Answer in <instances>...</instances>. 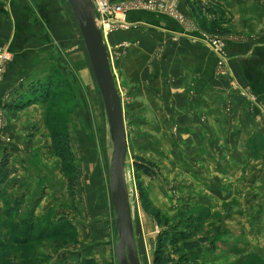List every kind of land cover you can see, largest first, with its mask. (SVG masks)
<instances>
[{
  "label": "rangeland",
  "instance_id": "1",
  "mask_svg": "<svg viewBox=\"0 0 264 264\" xmlns=\"http://www.w3.org/2000/svg\"><path fill=\"white\" fill-rule=\"evenodd\" d=\"M31 1H26L29 9L13 10L26 22L22 25L26 29L22 37L17 38L20 30L11 36L14 24L1 37L4 41L0 40V82L14 53L24 50L28 60L22 62L23 68L33 70L36 63L48 65L54 59L50 71L63 75L65 84L57 87V96L45 106L33 104L14 110L13 104L18 102H11L10 96L9 100L7 97L0 100V160L8 153L11 169L7 181L0 183V191L7 193L0 194V239L9 240L11 222L20 218V214L26 216L36 198L31 199L25 212L23 205L19 211V206L12 209L11 204L27 196L30 188H37L36 195L48 194L42 202V213L38 214L42 217L41 226L55 223L68 226L63 233L53 229L51 234L28 245L9 241L11 262L13 259L25 264L58 261L81 264L83 259L93 258L96 264H118L113 218L102 215L108 214L110 202L107 184L110 160L106 153L112 150L103 101L93 75L84 68L81 38L78 36V42L75 41L61 4L52 0L49 15L47 8ZM191 1L205 5V18L191 9L192 13L185 18L196 30L204 31L212 50L215 40L222 43L218 66L227 75L228 42L243 41L250 34L235 27L222 8L213 11L208 7L210 2ZM133 24L134 27L123 30L132 35L126 41L129 57L137 52V29L143 26ZM119 31L122 30L113 33ZM110 35L105 36L107 41ZM111 53L116 70L120 53L116 49ZM164 53L163 47H158L156 58L163 59ZM131 66L137 69V62ZM259 82L258 89H249L248 102L243 106L249 111L245 109L242 114H247V119L240 120L243 135L201 137L203 143L210 141L215 148H220V140L224 141V147L228 146L231 153L204 152V157L197 148L191 149L188 141L195 138L183 136L180 127H176L177 120H166L164 96L156 98L162 101V108L155 112L156 101L150 104L148 93L146 102L141 104L137 103V93L132 94L133 89L119 88L125 109L129 163L135 157H144L156 165L153 176L132 172L130 183L135 190L133 207L142 264H154L158 250L175 261L187 257L203 264H264V79ZM232 86L236 87L235 80ZM65 130L70 134L78 167L77 195L73 202L61 158L54 150V132ZM213 161H222V166L213 165ZM45 182L52 185L47 192L42 188ZM137 182L142 184L146 201L140 198ZM12 192L18 196L7 201ZM103 216L109 223L99 225L97 221ZM164 230L170 231L172 237L161 244ZM185 236L208 237L209 242L194 251L175 253V247L181 246ZM94 250L99 253L91 257Z\"/></svg>",
  "mask_w": 264,
  "mask_h": 264
},
{
  "label": "crops",
  "instance_id": "2",
  "mask_svg": "<svg viewBox=\"0 0 264 264\" xmlns=\"http://www.w3.org/2000/svg\"><path fill=\"white\" fill-rule=\"evenodd\" d=\"M26 1L31 0H0V25L3 24L0 30V40L4 41L1 37L8 33L12 24L14 27L11 36L20 30L17 38L22 37V33L26 30L22 25L26 22H23V17L19 16L20 14L13 13V10L17 8L20 11L22 7L29 9ZM54 1L61 4L63 12L68 16L71 34L78 42V32L66 6L61 0ZM174 1L184 16V24L176 17L162 13L140 10L133 11L128 15V17L130 16L129 22H137L138 26L143 25L137 29V52H133L131 57H129V50L126 48V41H129L132 36L130 32L112 33L110 39L109 37L108 41L106 39L117 85L120 90L123 88L133 89L132 94L137 93V103L144 104L147 100L145 95L147 96L148 93L150 95L149 103L154 104L156 101L157 105L153 107L155 112L162 108V101L156 98L164 96L167 104L165 107L166 120H177L176 127H180L181 134L195 138L192 139L193 141H188L191 149L197 148V152L202 153L203 157L204 152L231 153L228 146L224 147V141L220 140V145H223H219L220 148H215L210 141L206 140L203 143L201 137L203 135L211 137L244 133L240 120L247 119V114H242L245 109L247 110V106L243 107L248 102L246 97L249 89H258L259 80L264 79V0H201L204 3L210 2L212 6L208 5V7L213 11L215 8H222L229 15L235 27L250 34V37L243 41L228 42L229 53L225 70L227 75L221 73V68L218 66L220 55L212 50L213 48L205 38L204 31L196 30L186 20L185 16L192 13L186 0ZM34 2L36 6L39 3L40 6L47 8L48 14H51L49 6L53 5L52 0H34ZM160 46L165 50L163 59L156 58V52ZM80 49L84 57V68L90 74L91 68L85 49L84 47H80ZM112 49H116L120 53V58L116 61V70L112 61ZM24 52V50H19L14 53L7 73L0 82V100L6 97L9 100V96L10 99H13L16 91L30 82L44 78L54 65V59L53 61L51 59L52 62L48 65L36 63L33 70L23 68L22 62L28 60ZM52 54L57 55L55 52ZM136 62L137 69L131 66ZM232 80H235L236 87L232 86ZM247 112L249 111L247 110ZM213 165L222 166V161H213ZM107 184L109 190L108 177ZM46 186L49 188L46 189ZM50 187H52L51 183L45 182L42 188L47 192ZM36 190L37 188L28 190L23 211H26V206H29L33 198L41 199L36 206L38 215L42 213L41 210L44 206L42 202L48 194L36 195ZM34 205L35 202L29 208H33ZM102 215L112 216L114 222L111 199L108 204V214L103 213ZM97 222L100 225L109 223V220L103 216ZM113 229V242L115 243V222ZM99 243L103 244L104 241H99ZM98 253L97 250H94L90 256L93 257Z\"/></svg>",
  "mask_w": 264,
  "mask_h": 264
},
{
  "label": "water",
  "instance_id": "3",
  "mask_svg": "<svg viewBox=\"0 0 264 264\" xmlns=\"http://www.w3.org/2000/svg\"><path fill=\"white\" fill-rule=\"evenodd\" d=\"M76 26L93 78L105 108L112 141L107 165L111 207L115 222L118 264H142L134 217V188L130 187L134 162L129 163V142L123 99L113 71L103 20L93 0H61ZM135 179V178H134Z\"/></svg>",
  "mask_w": 264,
  "mask_h": 264
},
{
  "label": "trees",
  "instance_id": "4",
  "mask_svg": "<svg viewBox=\"0 0 264 264\" xmlns=\"http://www.w3.org/2000/svg\"><path fill=\"white\" fill-rule=\"evenodd\" d=\"M186 3L192 11H197L199 16L204 14V18H205V12H204L205 5L204 6H199L198 4L195 5V3L192 2L191 0H186ZM203 26L205 27L204 20H203ZM62 76H60L58 71L56 72L50 71L49 74L44 78H40L36 81L30 82L22 89H19L18 91H16V95L11 101L18 103L16 105L13 104L12 109L21 110L33 104H41L45 106L48 103L52 102L53 98L56 97L58 94L57 87L61 84H65L64 78ZM54 140H55L54 150L57 156L61 158L62 168L66 176L70 199L73 202L77 195L78 167L76 165L75 153L72 149V145L70 141V134L67 132V130L63 132L56 131L54 132ZM155 167L156 165L154 163L148 161L144 157H135L134 159V169H135L134 171H136V174L143 172L146 175L153 176L156 173ZM10 172H11L10 156L8 153H6L3 159L0 160V183L7 179L8 174L10 175ZM9 184L10 183H7V185ZM137 189L141 200L146 201L145 191L142 188L141 183L137 182ZM0 194L6 195L7 193L0 191ZM17 196H18L17 193L12 192L7 198V201H12ZM26 200H27V196L24 195V198L21 201H19L18 199L19 201L18 203L11 204L12 209H15L14 206H19V211H20V206L21 207L22 205L24 206ZM40 201L41 199L35 200L34 207L28 210L26 216H21L20 214L19 215L20 218L15 217V219L11 222L10 227H8L9 229V231L7 232L9 237L8 241H5L3 238L0 239V264H25L24 261L21 260L19 262H16L13 259L12 262L10 261L11 258L8 249L10 246L9 241L10 243L11 241L20 243V245L23 246L30 244L33 240L34 241L41 240L42 238H44V236L51 234V230L53 229L59 233L60 232L63 233L66 230L68 224L64 225V224L55 223V225L49 224V225L41 226L40 218L42 217L36 214V206L40 203ZM73 204L74 203H72V205ZM170 236L172 237L170 231L168 230L162 231L160 235V243L162 244L166 242L167 239H170ZM182 241L183 243H181V246L175 247L174 249L175 253L177 254L182 253L184 250L185 251L197 250L203 244L209 242V238L199 237L197 239H191V238H186L185 236L184 238H182ZM55 264H68V263L58 261V263ZM81 264H96V262L94 261L93 258H87V259H83ZM154 264H203V263H200L198 260H190L187 257L183 258L182 260L175 261L173 259H170L168 255L162 253V250H158L155 255Z\"/></svg>",
  "mask_w": 264,
  "mask_h": 264
},
{
  "label": "built area",
  "instance_id": "5",
  "mask_svg": "<svg viewBox=\"0 0 264 264\" xmlns=\"http://www.w3.org/2000/svg\"><path fill=\"white\" fill-rule=\"evenodd\" d=\"M95 7L103 20L105 36L118 30H127L135 24L129 23L128 15L133 11H149L164 13L184 21L174 0H93ZM165 14V13H164ZM214 51L220 54L221 42H213Z\"/></svg>",
  "mask_w": 264,
  "mask_h": 264
}]
</instances>
